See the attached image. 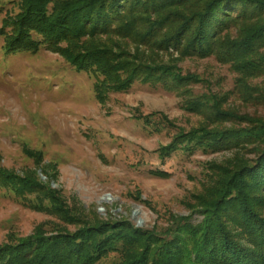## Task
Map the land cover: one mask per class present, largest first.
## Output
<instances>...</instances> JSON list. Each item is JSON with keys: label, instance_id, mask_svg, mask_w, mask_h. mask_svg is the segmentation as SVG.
Wrapping results in <instances>:
<instances>
[{"label": "rangeland", "instance_id": "obj_1", "mask_svg": "<svg viewBox=\"0 0 264 264\" xmlns=\"http://www.w3.org/2000/svg\"><path fill=\"white\" fill-rule=\"evenodd\" d=\"M19 1L0 0V26L18 13ZM114 42L192 80L181 92L134 80L99 100L94 75L77 71L59 52L6 54L0 38V166L44 184L31 198L43 196L46 204L54 193L50 214L0 188V247L34 235L65 238L99 223L160 233L181 217L197 223L202 200L219 196L218 182L255 157L250 144L160 152L179 133H217L264 119V69L243 85L242 75L215 55L181 57L111 35L85 36L78 45L119 46ZM121 258L111 252L99 263Z\"/></svg>", "mask_w": 264, "mask_h": 264}, {"label": "trees", "instance_id": "obj_2", "mask_svg": "<svg viewBox=\"0 0 264 264\" xmlns=\"http://www.w3.org/2000/svg\"><path fill=\"white\" fill-rule=\"evenodd\" d=\"M18 7L0 26L4 52H59L77 71L94 75L99 100L103 92L125 90L134 80L181 92L192 79L157 57H132L117 42L107 49L79 46L85 36H117L181 57L215 55L242 75L243 85L244 77L264 69V0H20ZM245 122L247 127L223 132L179 133L160 152L250 144L251 163H237L231 179L218 182L223 191L202 200L197 223L181 217L162 233L99 223L65 238L34 235L0 247V264H100L111 252L122 258L109 264H264V119ZM40 184L0 166V188L54 214V193L46 204L43 196L30 197Z\"/></svg>", "mask_w": 264, "mask_h": 264}]
</instances>
